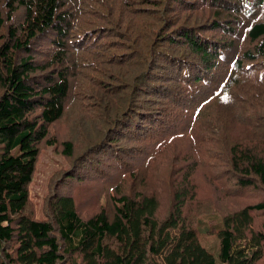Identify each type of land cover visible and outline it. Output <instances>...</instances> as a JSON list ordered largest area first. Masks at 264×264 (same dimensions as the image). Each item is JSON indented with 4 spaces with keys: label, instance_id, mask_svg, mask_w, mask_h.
Segmentation results:
<instances>
[{
    "label": "trees",
    "instance_id": "trees-1",
    "mask_svg": "<svg viewBox=\"0 0 264 264\" xmlns=\"http://www.w3.org/2000/svg\"><path fill=\"white\" fill-rule=\"evenodd\" d=\"M169 5L183 10L188 22L176 24ZM42 40L48 49L39 46ZM107 43L123 51L111 54ZM136 45L147 52L144 61ZM179 45L190 51L186 57L173 51ZM97 53L111 66L139 55L135 80L144 87L130 94L113 129L87 149L86 160L108 158L125 126L132 129L130 141L147 145L150 170L182 142L198 165L204 150L209 156L222 152L236 196L250 186L264 191V149L253 143L260 138L264 146V0H0V264H259L264 232L254 224L264 201L197 220L190 208L198 199L195 170L185 173L181 185L170 182L172 206L163 219L161 195L152 190L145 166L143 191L134 196L119 189L112 216L102 210L81 217L72 195L55 197L46 220L27 213L39 146L66 116L83 55ZM193 96L198 98L180 107ZM135 111H143L141 122ZM64 149L72 157L73 143L65 142ZM158 177V185L168 183ZM201 234L217 238V253L204 246Z\"/></svg>",
    "mask_w": 264,
    "mask_h": 264
},
{
    "label": "rangeland",
    "instance_id": "rangeland-1",
    "mask_svg": "<svg viewBox=\"0 0 264 264\" xmlns=\"http://www.w3.org/2000/svg\"><path fill=\"white\" fill-rule=\"evenodd\" d=\"M169 8H172L169 9V14L171 13L177 17L176 24L180 25L188 22L183 10L172 5H169ZM123 10L127 12L128 8L124 7ZM116 13L117 4H115V16ZM105 40L110 42L111 38ZM39 46L46 50L49 48V43L47 40H42ZM106 46L110 48L111 54H120L123 51V49L114 48L113 44L107 43ZM133 49L144 61L147 52L142 46L136 45ZM161 49L168 48L162 45ZM161 49L159 47V50ZM173 51L183 57L190 53L182 45H179ZM139 55H133L128 64H116L114 66H111L112 61H107V64H104L105 61L102 57H99V53H97V56L93 54L90 56L83 55L84 64L78 65V67L81 66V69L76 77L77 85L73 88L69 104L66 106V116L50 128L49 140L42 142L39 146L40 155L33 181L28 189L27 213L33 218L46 220L48 215L51 216L52 200L60 195H72L77 203L79 214L85 219L102 210L112 216L115 208L113 198L119 189L126 188V192L134 196L143 191V187L147 184L146 176L141 173L143 166L147 167L146 175L150 174L148 180L154 182L152 190L161 195V219L165 218L171 211L173 184L170 182L173 181L174 184L181 185L185 173L189 170L196 171L195 183L198 186V199L190 208H192V216L197 220H201V216L206 213L237 211L243 207L264 201V191L259 185L244 188L239 192V195H235L237 188L231 178L232 170L223 163L222 158L224 155L222 152H213L209 156L204 150L201 156L197 157L202 160L198 165L197 160L187 157L191 153L188 151L187 144L179 142L177 146L170 148L164 154L167 157L161 159L158 165L150 170L147 166L150 159L147 154V145L130 141L129 134L132 129L126 130L125 126L121 127L115 134L119 141L112 146L113 151L109 152L111 155L104 159L101 154H96L93 158L95 162L101 163V168L94 164V160H86L85 156H90L87 154V149L111 132L114 126L112 122L121 115L122 108L130 102V94L138 86L140 88L144 87L141 85L142 80H135L141 71V67L138 65L140 64L138 62ZM78 59L81 61L79 55ZM153 63H155V59L150 63V66H153ZM218 63L223 64L222 62ZM213 65H217V63H213ZM157 70L160 75L166 73L164 68ZM157 70H155V73ZM180 73L181 71L177 72L176 76ZM261 74L263 76L260 77ZM182 76L179 75V78ZM259 77L264 82V71L259 74ZM209 84L212 85L213 82ZM145 87L147 88L148 84ZM135 95L141 98L142 92L137 91ZM198 96L196 98L193 96V99L187 98V104H181L180 107L187 106L192 101L194 102ZM140 107L136 108L135 106V109H140ZM153 109L159 112L156 104ZM135 112H137L136 119L141 122L140 120L144 118L141 114L143 111ZM166 112L168 111L166 110ZM126 120L129 121L130 117L124 121ZM210 123L211 121L200 125ZM176 124L177 122L174 120L170 121V125ZM134 132H136V128ZM139 132L133 135L136 136ZM156 135L157 130L151 138L156 137ZM188 139L190 140L189 137ZM262 141L260 138L258 140L253 139L255 146L264 149ZM65 142L73 143L72 157L64 154ZM214 149H216V146H214ZM117 152L120 153L119 157ZM98 153L101 152L98 151ZM156 154L151 156L157 157ZM81 159L84 161H80ZM165 160H168V162L163 163ZM206 162L208 163L204 165ZM172 169H174L175 175L171 177L170 172ZM75 171H78L80 175L69 178L70 175L75 174ZM138 172H140V175H138ZM158 176L166 179L168 183L158 185ZM254 226L257 231L264 232V213H255ZM201 235L204 246L217 253L219 251L217 238ZM259 264H264V259Z\"/></svg>",
    "mask_w": 264,
    "mask_h": 264
}]
</instances>
